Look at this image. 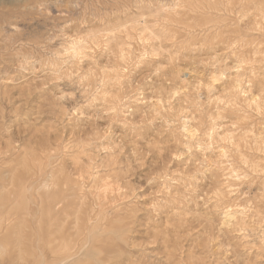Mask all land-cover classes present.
<instances>
[{
    "label": "rangeland",
    "instance_id": "1",
    "mask_svg": "<svg viewBox=\"0 0 264 264\" xmlns=\"http://www.w3.org/2000/svg\"><path fill=\"white\" fill-rule=\"evenodd\" d=\"M0 201V264H264V0H0Z\"/></svg>",
    "mask_w": 264,
    "mask_h": 264
},
{
    "label": "bare ground",
    "instance_id": "2",
    "mask_svg": "<svg viewBox=\"0 0 264 264\" xmlns=\"http://www.w3.org/2000/svg\"><path fill=\"white\" fill-rule=\"evenodd\" d=\"M17 213L18 208L13 207L9 210L7 205L0 201V232L2 231V235H0V253L6 250V245L10 239V236L7 235L3 228L10 222L11 217L17 215Z\"/></svg>",
    "mask_w": 264,
    "mask_h": 264
}]
</instances>
